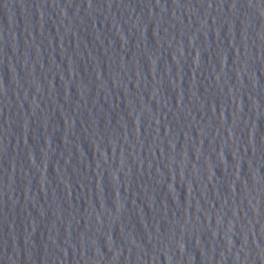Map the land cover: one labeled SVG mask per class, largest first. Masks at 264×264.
I'll return each mask as SVG.
<instances>
[{"label": "water", "instance_id": "obj_1", "mask_svg": "<svg viewBox=\"0 0 264 264\" xmlns=\"http://www.w3.org/2000/svg\"><path fill=\"white\" fill-rule=\"evenodd\" d=\"M0 264H264V0H0Z\"/></svg>", "mask_w": 264, "mask_h": 264}]
</instances>
